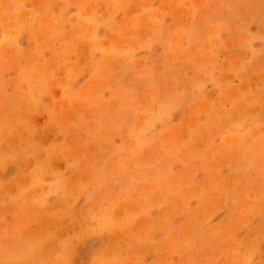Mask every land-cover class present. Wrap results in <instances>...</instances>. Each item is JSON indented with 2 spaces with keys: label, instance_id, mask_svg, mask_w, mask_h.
Masks as SVG:
<instances>
[{
  "label": "rangeland",
  "instance_id": "rangeland-1",
  "mask_svg": "<svg viewBox=\"0 0 264 264\" xmlns=\"http://www.w3.org/2000/svg\"><path fill=\"white\" fill-rule=\"evenodd\" d=\"M0 264H264V0H0Z\"/></svg>",
  "mask_w": 264,
  "mask_h": 264
}]
</instances>
